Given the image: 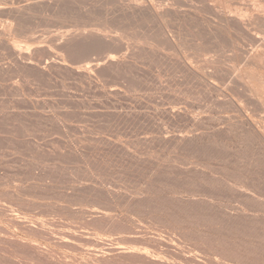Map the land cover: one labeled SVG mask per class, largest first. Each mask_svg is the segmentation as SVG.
<instances>
[{"label": "rangeland", "instance_id": "374dc122", "mask_svg": "<svg viewBox=\"0 0 264 264\" xmlns=\"http://www.w3.org/2000/svg\"><path fill=\"white\" fill-rule=\"evenodd\" d=\"M256 1L0 0V264H264Z\"/></svg>", "mask_w": 264, "mask_h": 264}, {"label": "bare ground", "instance_id": "6f19581e", "mask_svg": "<svg viewBox=\"0 0 264 264\" xmlns=\"http://www.w3.org/2000/svg\"><path fill=\"white\" fill-rule=\"evenodd\" d=\"M166 1H167V0H166ZM255 1H256V0H255ZM257 1H258V0H257ZM257 1H256V2H257ZM75 2H76V1H75ZM152 2H153V1H152ZM253 2H254V1H253ZM256 2H255V3H256ZM261 2H262V0H261ZM263 2H264V0H263ZM27 3H28V1H27ZM77 3H78V2H77ZM258 3H259V2H258ZM165 4H167V3H165ZM252 4H254V3H252ZM259 4H260V3H259ZM259 4H258V5L254 4V5L259 6ZM261 4H262V3H261ZM22 5H23V4H22ZM25 5H26V4H25ZM254 5H252V6L254 7ZM262 5H263V4H262ZM16 6H17V5H16ZM23 6H24V5H23ZM250 6H251V5H250ZM27 7H28V6H27ZM35 7H36V6H35ZM52 7H53V6H51V8H52ZM79 7H81V6H79ZM253 7H252V8H253ZM259 7H260V6H259ZM13 8H14V7H13ZM17 8H18V7H17ZM29 8H30V6L28 7V9H29ZM82 8H83V7H82ZM161 8H162V7H161ZM254 8H255V7H254ZM261 8H262V7H261ZM10 9H11V8H10ZM60 9H61V8H60ZM80 9H81V8H80ZM80 9H79V10H80ZM83 9H85V8H83ZM86 9H87V8H86ZM89 9H90V8H89ZM169 9H170V8H169ZM235 9H236V8H235ZM257 9H258V7H257ZM13 10H15V9H13ZM18 10H19L18 12L20 13V9H18ZM47 10H48V9H47ZM58 10H59V9H58ZM120 10H123V11H124L125 9L122 8V9H120ZM128 10H129V9H128ZM221 10H222V9H221ZM15 11H16V10H15ZM23 11H24V10H23ZM27 11H28V10H27ZM39 11H40V10H39ZM49 11H50V10H49ZM60 11H61V10H60ZM70 11H71V10H70ZM80 11H81V10H80ZM82 11H84V10H82ZM87 11H88V9H87ZM90 11H91V10H90ZM11 12H12V11H11ZM43 12H44V11H43ZM50 12H51V11H50ZM62 12H63V10H62ZM71 12H72V11H71ZM71 12H69V13L71 14ZM84 12H85V11H84ZM124 12H125V11H124ZM238 12H239V11H238ZM12 13H13V12H12ZM12 13H11V14H12ZM21 13H23V12L21 11ZM28 13H29V12H28ZM30 13H31V12H30ZM54 13H55V12H54ZM73 13H77V12H73ZM127 13H128V12H127ZM127 13H126V14H127ZM131 13H134V12L132 11ZM160 13H161V12H160ZM171 13H172V12H171ZM241 13L243 14V12H241ZM258 13H259V12H258ZM9 14H10V13H9ZM15 14H17V13L15 12ZM32 14H33V13H32ZM38 14H39V13H38ZM50 14H51V13H50ZM56 14H58V13H56ZM126 14H125V15H126ZM149 14H150V13H149ZM158 14H159V12H158ZM199 14H200V13L196 14L195 16H197V15H199ZM223 14H224V11H223ZM239 14H240V13H239ZM260 14H262V13H260ZM263 14H264V13H263ZM263 14H262V15H263ZM13 15H14V14H13ZM19 15H20V14H19ZM59 15H60V14H59ZM71 15H73V14H71ZM150 15H151V14H150ZM251 15H253V14H251ZM262 15H261V17H262ZM20 16H23V14L20 15ZM25 16H26V15H25ZM25 16H24V17H25ZM34 16H35V15H34ZM34 16H32V17H34ZM63 16H64V15H63ZM101 16H102V15H101ZM164 16H165V15H164ZM240 16H241V15H240ZM244 16H246V15H244ZM253 16H255V14H254ZM263 16H264V15H263ZM16 17H17V16H13V18H16ZM28 17H29V16H28ZM38 17H39V15H38ZM44 17H45V16H44ZM57 17H58V16H57ZM61 17H62V16H61ZM68 17H69V16H68ZM82 17H83V16H82ZM131 17H132V16H131ZM133 17H134V15H133ZM17 18H18V17H17ZM17 18H16V19H17ZM35 18H36V17H35ZM39 18H40V17H39ZM63 18H64V17H63ZM72 18H73V17H72ZM72 18H71V21H73ZM145 18H146V17H144V19H145ZM163 18H164V17H163ZM168 18H169V17H168ZM233 18H234V17H233ZM241 18H242V17H241ZM243 18H244V17H243ZM18 19H20V17H19ZM44 19H45V18H44ZM59 19H61V18H59ZM69 19H70V18H69ZM74 19H76V18H74ZM80 19L83 20V18H80ZM89 19H90V18H89ZM129 19H130V18H129ZM133 19H134V18H133ZM135 19H137V18L135 17ZM183 19H184V18H183ZM185 19L187 20V18H185ZM185 19H184V20H185ZM190 19H192V17H191ZM196 19H198V18H196ZM196 19H194V20H196ZM231 19H232V18H231ZM245 19H247V18L245 17ZM84 20H85V19H84ZM90 20H92V19H90ZM94 20H96V19H94ZM127 20H128V19H127ZM153 20H154V19H153ZM164 20H165V18H164ZM229 20H230V19H229ZM232 20H233V19H232ZM247 20H249V19H247ZM255 20L258 22L259 20L261 21L262 18H260L259 20H257V19H255ZM17 21H18V20H17ZM20 21L23 23L22 20H20ZM32 21H33V20H32ZM66 21H67V20H66ZM75 21H76V20H75ZM97 21H98V19H97ZM103 21H104V20H103ZM230 21H231V20H230ZM245 21H246V20H245ZM251 21H253V19H252ZM256 21H254V22H256ZM69 22H70V20H69ZM79 22H81V21H79ZM95 22H96V21H95ZM192 22H193V20H192ZM211 22H213V21H211ZM235 22H236V20H235ZM243 22H244V21H243ZM6 23H7V22H6ZM18 23H19V21H18ZM194 23H195V22H194ZM229 23H230V22H229ZM246 23H247V21H246ZM249 23H250V22H249ZM251 23H252V22H251ZM23 24H25V23H23ZM23 24H22V25H23ZM26 24H27V23H26ZM26 24H25V26H26ZM95 24H96V23H95ZM100 24H101V23H100ZM151 24H152V23H151ZM156 24H157V23H156ZM196 24H197V23H196ZM204 24H206V23H204ZM247 24H248V23H247ZM254 24H256V23H254ZM254 24H252V26H253ZM257 24L259 25L260 23H257ZM263 24H264V23H263ZM8 25H9V23H8ZM22 25H21V26H22ZM148 25H149V24H148ZM215 25H216V24H215ZM226 25H227V22H226ZM235 25H236V24H235ZM239 25H240V24H239ZM258 25L256 26V29H257ZM260 25H261V24H260ZM17 26H18V24H17ZM98 26H99V25H98ZM151 26H152V25H151ZM158 26H159V25H158ZM237 26H238V24H237ZM153 27H154V25H153ZM204 27H206V26H204ZM208 27H209V25L207 26V28H208ZM212 27H213V26H211V29H213ZM250 27H251V26H250ZM259 27H260V26H259ZM263 27H264V26H263ZM24 28H25V27H24ZM155 28H156V27H155ZM160 28H161V27H160ZM166 28H167V27H166ZM232 28H233V27H232ZM234 28H235V27H234ZM247 28H248V27H247ZM261 28H262V27H261ZM151 29H152V28H151ZM202 29H203V28H202ZM208 29H209V28H208ZM248 29H250V28H248ZM251 29L253 30L254 28H251ZM251 29H250V30H251ZM90 30H91V29H90ZM92 30H93V29H92ZM92 30H91V31H92ZM205 30H206V29H204V31H205ZM213 30H214V29H213ZM216 30H217V29H216ZM236 30H237V29H236ZM236 30H235V31H236ZM252 30H251V31H252ZM258 30H260V29H258ZM258 30H257V31H258ZM2 31H4V30H2ZM14 31H16V30L14 29ZM105 31H106V30H105ZM136 31H137V30H135V33H137ZM153 31H155V30H153ZM156 31H159V30H156ZM160 31H161V30H160ZM160 31H159V32H160ZM162 31H163V30H162ZM202 31H203V30H202ZM210 31H212V30H210ZM245 31H246V30H245ZM257 31H256V32H257ZM6 32H9V31H6ZM6 32H5V33H6ZM65 32H66V31H65ZM67 32H68V31H67ZM75 32H76V31H75ZM81 32H82V30H81ZM83 32L85 33V31H83ZM208 32H209V30H208ZM228 32H229V31H228ZM240 32H242V31H240ZM252 32H253V31H252ZM256 32H255V33H256ZM263 32H264V31H263ZM24 33L26 34V32H24ZM156 33H157V32H156ZM199 33H200V32H199ZM199 33H198V34H199ZM206 33H207V32H206ZM209 33H210V32H209ZM229 33H231V32H229ZM260 33H261V32H260ZM61 34H62V33H61ZM67 34H68V33H67ZM87 34H88V33H87ZM98 34H99V33H98ZM100 34H101V33H100ZM133 34H134V33H133ZM137 34H139V31H138ZM143 34H144V33H143ZM152 34H153V32H152ZM152 34L150 33V35H152ZM211 34H212V33H211ZM213 34H216V32L213 33ZM251 34H252V33H251ZM251 34H250V35H251ZM8 35H9V34H8ZM105 35H107V34H105ZM134 35H135V34H134ZM148 35H149V34H148ZM150 35H149V36H150ZM158 35H159V33H158ZM161 35H162V34H161ZM28 36H29V35H28ZM59 36H61V38H62V36L64 37V35H59ZM94 36H95V35H94ZM142 36H143V35H142ZM197 36H198V35H197ZM211 36H212V35H211ZM219 36H220V35H219ZM244 36H245V35H244ZM256 36H257V35H256ZM39 37H40V36H39ZM74 37H78V36H74ZM74 37L72 36L71 38L74 39ZM102 37H103V36H102ZM106 37H107V36H106ZM109 37H112V36H109ZM109 37H108V38H109ZM124 37H125V36H124ZM173 37H174V36H173ZM175 37H176V36H175ZM198 37H199V36H198ZM215 37H216V36H215ZM257 37L260 38L261 36H259V34H258ZM263 37H264V36H263ZM41 38H43V37H41ZM44 38H45V37H44ZM92 38H93V37H92ZM94 38H95V37H94ZM98 38H100V37H98ZM144 38H145V37H144ZM164 38H165V36H164ZM221 38H222V36H221ZM226 38H227V37H226ZM247 38H248V37H247ZM31 39H32V37H31ZM84 39H85V38H84ZM95 39H96V38H95ZM101 39H103V38H101ZM109 39H110V38H109ZM32 40H33V39H32ZM45 40H47V39H45ZM49 40H52V39H49ZM53 40H54V39H53ZM68 40H69V37H68ZM71 40H72V39H71ZM106 40H107V38H106ZM163 40H164V39H163ZM225 40H226V39H225ZM104 41H105V40H104ZM44 42H47V41H44ZM143 42H144V41H143ZM151 42H152V40H151ZM151 42H150V43H151ZM256 42H257V41H256ZM0 43H1V42H0ZM92 43H93V42H92ZM99 43H100V42H99ZM102 43H103V42H102ZM105 43H106V42H105ZM252 43H253V42H252ZM14 44H16V43H13V45H14ZM22 44H23V43H22ZM58 44H59V43H58ZM68 44L71 46L70 43H68ZM90 44H91V43H90ZM108 44H109V43H108ZM257 44H258V43H257ZM17 45H18V44H17ZM19 45H21V44H19ZM19 45H18V46H19ZM25 45H26V44H25ZM25 45H24V46H25ZM148 45H149V44H148ZM152 45H153V44H152ZM155 45H156V44H155ZM234 45H235V44H234ZM234 45H233L232 49L234 48V49L236 50V48H235ZM14 46H15V45H14ZM18 46H17V49H18ZM65 46H66V43H65ZM67 46H68V45H67ZM79 46H80V45H79ZM117 46H119V45L117 44ZM153 46H154V45H153ZM163 46H164V45H163ZM197 46H198V45H197ZM227 46H228V45H227ZM2 47H3V46H2ZM15 47H16V46H15ZM22 47H23V45H22ZM27 47H28V46H27ZM31 47H32V46H31ZM31 47H28V48H31ZM102 47H103V46H102ZM164 47H165V46H164ZM195 47H196V46H195ZM20 48H21V47H20ZM20 48H19V50H20ZM41 48H42V46H41ZM69 48H70V47H69ZM71 48H72V47H71ZM167 48H168V47H167ZM26 49H27V48H26ZM37 49H38V48H37ZM37 49H36V50H37ZM39 49H40V48H39ZM92 49H93V48H92ZM98 49H100V48H98ZM118 49H120V48H118ZM118 49H117V50H118ZM122 49H123V48H122ZM127 49H128V48H127ZM131 49H132V48H131ZM169 49H170V48H169ZM21 50H22V49H21ZM21 50H20V51H21ZM24 50H25V49H24ZM36 50H35V51H36ZM58 50H59V49H58ZM62 50H63V49H62ZM62 50H60V51H62ZM73 50H75V49H73ZM94 50H95V49H94ZM94 50H93V51H94ZM102 50H103V49H102ZM129 50H130V49H128V51H129ZM167 50H168V49H167ZM197 50H198V49H197ZM29 51L31 52V50H29ZM35 51H33V52H35ZM119 51H120V53H121L122 50L120 49ZM123 51H124V50H123ZM126 51H127V50H126ZM132 51H133V49L131 50V52H132ZM148 51H149V50H148ZM63 52H64V50H63ZM78 52H79V51H78ZM80 52H81V51H80ZM115 52H116V51H115ZM115 52H114V54L117 55L118 52H117V53H115ZM131 52H130V54H129L130 56H132V55H131ZM133 52H135V51H133ZM151 52H153V51H151ZM26 53H29V52H26ZM41 53H42V50H41ZM43 53H44V51H43ZM61 53H62V52H61ZM110 53H111V52H110ZM149 53H150V52H149ZM149 53H148V54H149ZM155 53H156V51H155ZM33 54H34V53H33ZM47 54H48V53H47ZM75 54H76V53H75ZM112 54H113V53H111V55L108 56L106 59L109 60V61L113 64V63L116 61V59H115L116 57H114L115 55H114V54L112 55ZM127 54H128V53H127ZM243 54H244V53H243ZM7 55H9V54H7ZM85 55H86V54H85ZM87 55H88V54H87ZM108 55H109V54H108ZM119 55L122 56V54H119ZM119 55H118V56H119ZM159 55H160V54H159ZM10 56H11V55H10ZM13 56H14V55H13ZM50 56H51V55H50ZM121 56H120V57H121ZM124 56H126V54H125ZM152 56H154V55L152 54ZM253 56H254V55H253ZM262 56H263V55H262ZM262 56H259V58H261ZM36 57H37V56H36ZM81 57H82V56H81ZM102 57H103V56H102ZM102 57H101V60L103 59ZM51 58H52V57H51ZM53 58H56V56L53 57ZM66 58H67V57H66ZM69 58H70V57H69ZM69 58H68V59H69ZM82 58H83V57H82ZM123 58H124V57H123ZM256 58H258V57H256ZM39 59H40V58H39ZM64 59H65V57H64ZM99 59H100V58H99ZM118 59H119V58H118ZM134 59H137V58H134ZM58 60H59V59H58ZM69 60H70V59H69ZM120 60H121V59H120ZM120 60H117L116 62H118V61H120ZM258 60H260V59H258ZM14 61L17 62L16 59H14ZM29 61H30V60H29ZM56 61H57V60H56ZM70 61H71V60H70ZM88 61L90 62V60H88ZM88 61H87V62H88ZM92 61H93V60H91V63H92ZM104 61H105V59H104ZM122 61H123V60H122ZM124 61H125V60H124ZM263 61H264V60H263ZM45 62H46V61H45ZM94 62H95V60H94ZM94 62H93V63H94ZM125 62H127V61H125ZM135 62H136V61H135ZM165 62H166V61H165ZM175 62H176V61H175ZM213 62H214V61H213ZM215 62H216V61H215ZM18 63H19V62H18ZM60 63H61V62H60ZM93 63H92V64H93ZM122 63H124V62H122ZM261 63H262V62H261ZM86 64H87V63H86ZM86 64H85V65H86ZM88 64H90V63H88ZM112 64L109 63V65H112ZM116 64H119V63H116ZM176 64L178 65V63H176ZM20 65H22V64H20ZM25 65H26V64H25ZM29 65H30V64H29ZM53 65H55V62H54ZM53 65H52V66H53ZM60 65H61V64H60ZM63 65H64V64H63ZM63 65L61 66V68H62V67H63V68L66 67V66H63ZM90 65H91V64H90ZM103 65H104V62H101V61L98 60L97 64H96V65H93V68H96V69L99 68V69H100V67H104ZM114 65H115V64H113L112 66H114ZM124 65H125V64H124ZM124 65L121 66V68H123ZM131 65H132V64H131ZM213 65H214V64H213ZM215 65H216V64H215ZM13 66H14V65H13ZM15 66H16V64H15ZM76 66H77V65H76ZM88 66H89V65H88ZM88 66H87V67H88ZM126 66H127V65H126ZM129 66H130V65H129ZM132 66H133V65H132ZM180 66H181V64H180ZM25 67H26V66H25ZM33 67H34V66H33ZM45 67H46V66H45ZM53 67H54V66H53ZM56 67H57V65L55 66V68H56ZM89 67H90V66H89ZM91 67H92V65H91ZM109 67H110V66H109ZM116 67H117V66H116ZM116 67H112L111 70L115 71L114 68H116ZM119 67H120V65H119ZM170 67H171V66H170ZM178 67H179V66H178ZM195 67H196V66H195ZM46 68H47V67H46ZM63 68H62V69H63ZM81 68H82V67H81ZM83 68H84V67H83ZM110 68H111V67H110ZM110 68H109V69H110ZM174 68H175V66H174ZM13 69H14V68H13ZM30 69H31V67H30ZM30 69H29V70H30ZM41 69H42V67H41ZM56 69H57V68H56ZM58 69H59V68H58ZM65 69L67 70V67H66ZM104 69H105V67H104ZM175 69H176V68H175ZM180 69H181V68H180ZM32 70H33V69H32ZM32 70H31V71H32ZM37 70H38V68H37ZM42 70H43V69H42ZM47 70H48V69H47ZM54 70H55V69H54ZM68 70H69V69H68ZM70 70H72V69H70ZM88 70H89V69H88ZM100 70H102V68H101ZM122 70H123V69H122ZM33 71L35 72L36 69L33 70ZM48 71H50V68H49ZM55 71H56L55 73L58 75L57 70H55ZM73 71H75V70H73ZM77 71H78V70H77ZM89 71H91V70H89ZM116 71H117V69H116ZM128 71H130V70L128 69ZM216 71H217V70H216ZM221 71H222V70H221ZM34 72H32V73H34ZM44 72H45V71H44ZM58 72H60V71H58ZM75 72H76V71H75ZM102 72H103V70H102ZM110 72H111V71H110ZM110 72H108V73H110ZM120 72H121V71H120ZM122 72H123V71H122ZM122 72H121V76L123 75V73H124L125 71H124L123 73H122ZM131 72H132V71H131ZM182 72H183V71H182ZM219 72H220V71H219ZM4 73H5V72H4ZM40 73H41V72H40ZM42 73H43V72H42ZM42 73H41V74H42ZM53 73H54V72H53ZM103 73H104V72H103ZM127 73H128V72H127ZM127 73H126V74H127ZM132 73H133V72H132ZM180 73H181V72H180ZM213 73H214V72H213ZM51 74H52V73H51ZM77 74H78V73H77ZM93 74L95 75L94 72H93ZM96 74H97V73H96ZM99 74H100V73H99ZM117 74H118V73L116 72V75H117ZM182 74H183V73H182ZM184 74H185V73H184ZM225 74H227V73H225ZM28 75H29V74H28ZM69 75H70V74H69ZM81 75H82V74H81ZM81 75H80V77H81ZM90 75H91V74H90ZM103 75H104V74H103ZM187 75H188V74H187ZM40 76H41V75H40ZM42 76H43V75H42ZM45 76H47V75L45 74ZM48 76H49V77H48ZM48 76H47L48 79H49V78H52V77H50V75H48ZM58 76H59V75H58ZM58 76H57V77H58ZM78 76H79V75H78ZM83 76H84V75H83ZM83 76H82L81 78H83ZM127 76H128V75H127ZM185 76H186V75H185ZM212 76H213V75H212ZM6 77H7V76H6ZM59 77H60V76H59ZM91 77H92V76H91ZM103 77H104V76H103ZM111 77H112V76H111ZM118 77H119V76H118ZM122 77H123V76H122ZM122 77H121V78H122ZM187 77H188V76H187ZM187 77H186V78H187ZM71 78H72V77H71ZM73 78H74V77H73ZM121 78H120V79H121ZM125 78H126V77H125ZM190 78H191V77H190ZM222 78L224 79V77H222ZM232 78H233V77H232ZM52 79H53V78H52ZM62 79H63V78H62ZM83 79H84V78H83ZM83 79H82V80H83ZM85 79H86V78H85ZM115 79H116V78H115ZM197 79H198V78H197ZM197 79H196V80H197ZM212 79H213V78H212ZM215 79H217V78H215ZM82 80H81V81H82ZM113 80H114V79H113ZM85 81H86V80H85ZM82 82H84V80H83ZM89 82H90V80H89ZM105 82H106V81H105ZM132 82H133V81H132ZM205 82H206V81H205ZM205 82H204V83H205ZM98 83H99V82H98ZM107 83H108V81H107ZM133 83H134V82H133ZM201 83H202V82H201ZM108 84H109V83H108ZM134 84H135V83H134ZM134 84L131 83L130 85H134ZM136 84H137V83H136ZM195 85H196V84H195ZM85 86H86V85H85ZM88 86H90V85H88ZM111 86H112V85H111ZM238 86H239V85H238ZM242 86H243V85H242ZM239 87H241V86H239ZM239 87H238V88H239ZM12 89H13V88H12ZM128 89H129V88H128ZM241 89H242V88H241ZM244 89H245V88H244ZM247 89H248V87H247ZM135 90H136V89H135ZM238 90H239V89H238ZM248 90H249V89H248ZM81 91H82V90H81ZM129 91H130V90H129ZM129 91H128V92H129ZM243 91H244V90H243ZM112 92H113V91H112ZM116 92H117V91H116ZM234 93H235V92H234ZM244 93H246V91H245ZM248 93H249V92H248ZM248 93H247V94H248ZM252 94H253V93H252ZM250 95H251V94H250ZM241 96H242V95H241ZM252 96H253V95H252ZM70 98H71V97H70ZM114 98H115V97H114ZM171 98H172V97H171ZM257 98H258V97H257ZM257 98H256V99H257ZM172 100H173V99H172ZM244 102H245V101H244ZM244 102H243V103H244ZM239 103H240V102H239ZM239 103H238V104H239ZM243 103H242V104H243ZM249 103H250V102H249ZM78 104H79V103H78ZM73 105H74V104H73ZM80 105H82V104H80ZM74 106H75V105H74ZM198 106H199V105H198ZM258 106H259V105H258ZM204 108H205V107H204ZM246 109H247V108H246ZM260 109H262V108H260ZM23 112H24V111H23ZM176 112H177V111H176ZM52 117H53V116H52ZM68 118H69V117H68ZM195 120H196V119H195ZM7 121H8V120H7ZM191 122H192V121H191ZM11 131H12V130H11ZM188 132H189V131H188ZM27 133H28V132H27ZM20 134H21V133H20ZM166 137H167V136H166ZM175 138H176V137H175ZM173 139H174V138H173ZM181 140H182V139H181ZM174 142H175V141H174ZM171 143H172V142H171Z\"/></svg>", "mask_w": 264, "mask_h": 264}]
</instances>
